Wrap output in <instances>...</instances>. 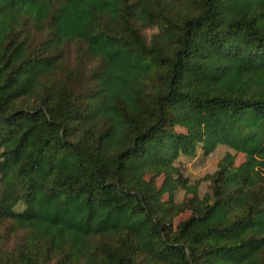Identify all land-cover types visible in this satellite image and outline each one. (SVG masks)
I'll list each match as a JSON object with an SVG mask.
<instances>
[{"label":"trees","instance_id":"trees-1","mask_svg":"<svg viewBox=\"0 0 264 264\" xmlns=\"http://www.w3.org/2000/svg\"><path fill=\"white\" fill-rule=\"evenodd\" d=\"M0 264H264V0H0Z\"/></svg>","mask_w":264,"mask_h":264},{"label":"rangeland","instance_id":"rangeland-1","mask_svg":"<svg viewBox=\"0 0 264 264\" xmlns=\"http://www.w3.org/2000/svg\"><path fill=\"white\" fill-rule=\"evenodd\" d=\"M227 152H229L227 148L220 147L213 154L206 157L200 154L194 159L181 158L179 160L182 174L188 177L191 182L199 183L200 196L209 192V183L204 181L203 178L217 171L220 160ZM244 159L243 155H238L236 157V165L241 164ZM158 184H161L160 179L158 180ZM182 198L183 193H180L178 200Z\"/></svg>","mask_w":264,"mask_h":264}]
</instances>
